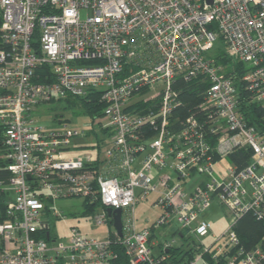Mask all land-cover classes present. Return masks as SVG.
I'll return each mask as SVG.
<instances>
[{
  "label": "built area",
  "instance_id": "2783aa9c",
  "mask_svg": "<svg viewBox=\"0 0 264 264\" xmlns=\"http://www.w3.org/2000/svg\"><path fill=\"white\" fill-rule=\"evenodd\" d=\"M218 42L244 72L217 63ZM179 77L206 85L202 117L181 116ZM242 92L264 106V0H0V264H116L117 247L129 264H164L178 246L180 264H264V232L248 247L237 231L247 213L264 220V133ZM93 96L108 117L103 157L70 153L85 130L32 115ZM244 147L240 167L228 157ZM73 197L101 206L106 236L52 232L64 216L52 201ZM150 198L161 212L139 229ZM223 209V232L196 242Z\"/></svg>",
  "mask_w": 264,
  "mask_h": 264
},
{
  "label": "rangeland",
  "instance_id": "374dc122",
  "mask_svg": "<svg viewBox=\"0 0 264 264\" xmlns=\"http://www.w3.org/2000/svg\"><path fill=\"white\" fill-rule=\"evenodd\" d=\"M81 16L83 18L87 16L86 9L81 10ZM222 49H224L222 43L218 42L216 47L212 50V53H217L222 51ZM223 66L225 69H231L230 66L225 64H223ZM74 101H78V99L72 101L56 99L52 102L43 103L34 107L32 115L49 126L60 127V125L66 121L68 124L78 127L80 130H85L88 133V136L75 140V142H80L85 146L72 148L70 153L75 155L79 154L81 156L91 155L93 157H96L99 153L100 156L103 157L107 149V141L105 140L107 134L102 130V124H107L108 117L100 114L95 115V118H93L81 103L73 104ZM70 103L72 105H70ZM99 140L101 144L100 147L97 145ZM219 164H217V166ZM223 164L227 166V160H224ZM152 202L153 200L150 198L139 203L136 207L137 227L139 229L154 223L159 212H161V208L155 207ZM51 205L64 215L61 219L54 220L52 225V232L56 234L59 239L66 240L70 234L71 227H79L84 234L90 236L104 237L107 235L108 225H98L94 221V215L101 211L100 205L90 208L86 205L82 197L58 199L52 201ZM226 215L228 214L225 209L218 211L217 213H211L209 218L213 222V230L211 232L213 234L203 237L200 241L196 242L209 245L215 239L214 235L217 236L221 234L227 227L228 222ZM176 229L177 225L172 223L165 229L157 232V237L161 242H164L173 238ZM192 240L193 239L191 238L190 244L194 245Z\"/></svg>",
  "mask_w": 264,
  "mask_h": 264
},
{
  "label": "trees",
  "instance_id": "16d2710c",
  "mask_svg": "<svg viewBox=\"0 0 264 264\" xmlns=\"http://www.w3.org/2000/svg\"><path fill=\"white\" fill-rule=\"evenodd\" d=\"M218 64H225L231 68H235L240 72H244L247 67L242 62L233 60L230 56L226 54V51L222 49L217 53H214ZM228 68L226 71H230ZM41 69H38V72H41ZM176 88L179 93V98L181 100L180 114L182 117L188 116L190 114L202 117V109L200 107L201 102L204 99V83H198L193 81H185L182 77L177 78ZM243 91V87H240ZM242 106L245 110V114L250 118L255 119L257 122V127L261 132L264 133V106L260 104H246L247 94L243 93ZM94 100H88L87 98H80L78 101H74L73 104L81 103L82 106L88 111L91 116L94 118L95 115H100L102 113V104L99 103L98 97L93 96ZM72 101V100H71ZM70 105H72L70 103ZM3 131L0 128V140L3 137ZM252 152L249 147H244L238 149L234 153L230 154L228 159L239 165L240 167L247 165L250 162ZM237 231L240 234L243 243L246 246H251L254 242L257 241L259 236L264 232V220H259L254 217L252 214H245L238 223ZM119 257L116 260V264H129V260L126 257L122 248L117 247ZM190 255V251H189ZM184 257L183 247L178 246L170 250V257L164 264H180Z\"/></svg>",
  "mask_w": 264,
  "mask_h": 264
},
{
  "label": "water",
  "instance_id": "95a60500",
  "mask_svg": "<svg viewBox=\"0 0 264 264\" xmlns=\"http://www.w3.org/2000/svg\"><path fill=\"white\" fill-rule=\"evenodd\" d=\"M209 1H212V0H209ZM108 212L112 213V209L108 208ZM115 212H117L115 226H116L117 230L121 233L122 232L121 209H116Z\"/></svg>",
  "mask_w": 264,
  "mask_h": 264
}]
</instances>
